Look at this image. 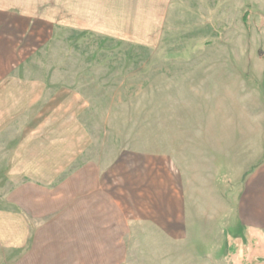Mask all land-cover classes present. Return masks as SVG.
<instances>
[{
    "label": "rangeland",
    "instance_id": "obj_1",
    "mask_svg": "<svg viewBox=\"0 0 264 264\" xmlns=\"http://www.w3.org/2000/svg\"><path fill=\"white\" fill-rule=\"evenodd\" d=\"M83 1L0 0V73L34 82L37 100L27 108L25 93H0V198L10 188L6 171L16 146L37 149L81 134L76 142L84 151L73 166L83 171L70 182L64 178L73 173H60L48 195L35 189L34 213L22 212L30 229L27 251L32 244L57 261L121 264L124 246L137 243L123 233L122 211L166 212L168 196H152V178L179 179L185 189L195 178L185 139L192 119L209 118L203 130L226 134L225 151L209 141L200 179L231 199L233 210L235 168L244 175L257 165L248 147L253 132L264 131V0H171L163 30L151 37L143 33L154 0H123L122 10L106 0ZM65 133L73 134L65 140ZM241 143L247 150L239 154ZM138 158L143 168L160 163L161 175L147 169L127 174ZM90 162L99 169V191L112 188L117 202L114 209L98 204V228L89 236L88 211L80 215L85 219L75 216L91 204L83 197L92 184ZM133 180L141 183L125 199L123 186ZM234 231L231 236L240 233ZM236 238L230 255L249 264L259 252L246 235ZM141 241L149 249L145 264L172 263L174 242L164 230H144ZM27 251L10 257L0 248V264H25Z\"/></svg>",
    "mask_w": 264,
    "mask_h": 264
},
{
    "label": "crops",
    "instance_id": "obj_2",
    "mask_svg": "<svg viewBox=\"0 0 264 264\" xmlns=\"http://www.w3.org/2000/svg\"><path fill=\"white\" fill-rule=\"evenodd\" d=\"M89 1L95 5L100 2V0ZM84 2L83 0H79V4H83ZM106 2L107 5H114L116 3L115 5L118 6L116 10H122L119 6L124 4L123 0H106ZM153 4L154 8L151 9L153 13L149 14L147 18L149 23L144 25L147 28L143 33L145 37H151L154 34L153 30L158 28L160 29L158 33L163 30V22L165 21L169 7L172 5L171 0L169 4L168 2L164 3L163 0H154ZM110 10L112 12L114 9ZM154 12H156L155 15ZM162 14H164V17H162ZM40 86V91L44 92L45 86L41 84ZM35 89L34 82H31V80L23 82L18 76H12L11 74L8 75V78L3 79L0 73V93H18L19 91L25 93V95L22 94L21 98L25 101L27 108L33 107L37 102L34 94ZM13 96L17 100V96ZM36 97L40 98L39 96ZM72 120L77 123L76 117L75 119L73 117ZM206 120L208 121L202 119L201 122L199 118L192 119L190 121V132L185 137V139L190 141L187 144L189 145L187 156L189 167L191 172L195 174L196 179L193 176L191 182H186V189L182 180L179 179L167 181L168 179L163 180L158 176L159 179L155 180L152 178L151 180L152 196H168V211L153 214L141 212L140 210L137 212H131L129 209L128 212L122 211L120 218L122 220L123 233L132 238L133 242L137 240V243L130 244L129 242L127 246H124L121 264H126V262L133 264V261L136 259H138L137 261L140 264H145V257L148 256L147 252H149V249L144 247L141 236L144 230L146 232H149L151 229L157 231V228L169 234L174 242L169 243L171 264H237L234 257L230 255L231 250L235 246L229 244V242L231 240L237 241L236 237L241 235L249 237L251 241L250 246L253 247L252 251L257 249L259 252L256 258H253L254 260L250 258L246 263L264 264V131L253 132L250 140H254L255 142L249 143L250 147H248L250 150L255 151L254 154L258 157L256 160L257 165H254L244 175H239L241 167L237 166L235 168V173L237 174L234 178V184L238 186V190L237 195H233L234 205L232 210L231 199H227L225 195H219L215 188L209 189V182L206 179H200V175L202 176L201 171H205V163H209L208 157L211 155V144L209 141L217 140V149L226 150L225 143L222 142L225 141L226 134H222L221 132L211 133L210 131L203 130L204 124L210 123L209 118H206ZM199 123L201 124L200 130ZM0 124H2L1 116ZM70 134L73 133L64 134L65 140L66 135ZM74 135L75 138L71 137L74 141H69L68 139L64 143L58 142L53 145H44L42 148L37 149L26 147V143H23L22 147L16 146L9 155V167L6 171V177L10 188L3 192L4 194L0 198V248L9 252L10 257L12 255L17 256L18 252L25 249L27 251L30 229L23 213H34L32 204L34 199L38 198L35 189H40L41 195L43 193L48 195L55 185L52 183L55 182L57 176L59 178L60 173H73L70 175L71 177L66 176L64 178V180H69L70 182L83 171L81 166H73L84 151V148L80 146L81 144L76 142L77 139L81 140L82 135ZM242 150H247L246 143L243 146L242 143L240 144L239 154L242 153ZM130 161L134 165L137 163V166L132 165L134 170L127 171V174L140 173L143 169H147L154 177L156 174L161 175L162 173L160 163L154 164L152 168L151 166L150 168H143L140 164L141 159H131ZM88 164L91 172L90 182L92 184L89 193L85 192L83 197L86 198L85 200L90 201L91 204L87 208H83L81 205L78 208V215L75 216V219H85V216L80 217V215L88 211L90 216L89 229H91L88 235L90 236V232L93 231L94 234V231H97L98 228L96 222L98 204L104 202L111 209H114L113 205L117 201H115L112 194V188L110 191L108 189H101L99 191L98 166L96 162ZM35 172L39 174L35 175ZM140 183L141 181L133 180L132 183L128 181L123 186L127 188V191L123 190V196H126V192L130 194V190L128 191V189L136 188ZM166 187L170 188V191H163V188ZM154 189H157V191ZM132 194H134L133 191ZM33 217L36 219L39 217L43 218L44 215L35 216L33 214ZM109 225L107 224V227ZM111 225L113 226L112 223ZM79 227L78 230H81L82 226L79 225ZM230 230H238L240 233L236 235L233 233L234 236H231ZM95 245L91 247V251L97 249ZM35 247V245H30L26 253L27 259L25 264H78L72 258L63 261L54 260L52 256H46L45 258V255L42 253L43 251H37ZM77 250H80V248ZM67 252L69 253L70 251ZM124 252L127 253L124 255ZM41 256L42 260L40 259ZM150 257L152 260L156 258L152 255ZM258 259L260 260L259 262L257 261Z\"/></svg>",
    "mask_w": 264,
    "mask_h": 264
},
{
    "label": "trees",
    "instance_id": "obj_3",
    "mask_svg": "<svg viewBox=\"0 0 264 264\" xmlns=\"http://www.w3.org/2000/svg\"><path fill=\"white\" fill-rule=\"evenodd\" d=\"M246 18H247V13L244 14V19L246 20Z\"/></svg>",
    "mask_w": 264,
    "mask_h": 264
}]
</instances>
